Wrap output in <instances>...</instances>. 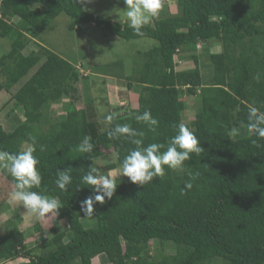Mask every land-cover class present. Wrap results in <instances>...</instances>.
I'll return each mask as SVG.
<instances>
[{
  "label": "trees",
  "instance_id": "16d2710c",
  "mask_svg": "<svg viewBox=\"0 0 264 264\" xmlns=\"http://www.w3.org/2000/svg\"><path fill=\"white\" fill-rule=\"evenodd\" d=\"M175 2L176 14L162 7L137 35L126 23L91 14L75 0H0V113L10 105L8 117L22 113L12 115V130L0 124V151L15 154L25 141L34 143L41 184L32 191L55 197L61 207L48 236L33 241L19 228L17 213L5 219L13 179L1 170L0 264H91L99 254L111 264H264V138L247 131V105L264 111V0ZM60 14L70 19L71 31L86 25L88 34L96 27L125 41L151 38L157 45L137 52L129 73L123 58L105 65L109 74L92 72L36 41ZM198 42L207 49L214 43L221 47L207 59V82ZM29 46L36 48L24 54ZM207 49L201 52L208 56ZM177 54H187L181 59L194 67L177 70ZM93 75L138 88L137 107L130 102L99 113L88 92L78 107L77 84ZM185 96L195 100V113L185 125L204 151L193 153L183 171L165 167L162 177L144 187L117 178L112 199L94 204L93 216L84 217L80 203L93 195L82 182L89 166L102 174L118 170L136 147L129 137L108 132L128 124L143 134L135 137L142 146L159 143L164 151L182 124ZM63 100H68L63 113L56 115L53 106ZM145 111L158 122L155 132L135 119ZM233 127L240 130L235 139L228 135ZM85 137L93 145L90 153L77 151ZM65 168L72 176L67 191L55 183L57 171ZM189 173L198 175L190 180ZM31 227L34 237L46 232L41 222Z\"/></svg>",
  "mask_w": 264,
  "mask_h": 264
},
{
  "label": "clouds",
  "instance_id": "9594fccd",
  "mask_svg": "<svg viewBox=\"0 0 264 264\" xmlns=\"http://www.w3.org/2000/svg\"><path fill=\"white\" fill-rule=\"evenodd\" d=\"M75 2L86 6L92 0H75ZM123 3L126 5L123 13L127 18L128 27L135 34L142 35L144 26L148 25L158 15L159 0H123ZM198 44L200 45L199 48L197 47ZM202 47V42H198L196 51ZM174 63L177 65L181 63L177 55L174 56ZM126 89L128 88L126 87ZM101 91L103 90L101 89ZM247 111V131L259 138H264V111H261L254 103L247 105ZM106 119L111 121L112 116L109 115ZM135 119L146 123L149 129L155 132V126L158 122L152 118L149 111L137 115ZM138 135L142 136L143 134H138L128 124L117 125L108 132L109 137H129L131 143L136 147L123 158L118 170L113 169L107 174H102L96 167L89 166L87 173L82 176V182L87 185L93 195L88 196L80 203V210L84 217L91 218L93 216L94 204L103 205L106 200L112 199L117 188V178L127 177L132 184L144 187V185L153 182L154 178L162 177L165 167L171 170L183 171L185 162L191 159L193 153L200 154L204 151L194 132L183 123L178 126L177 134L170 139L164 151H161V149H164L165 145L159 143H151L146 147L142 146V139L135 138ZM228 135L235 139L240 135V130L233 127ZM35 151L34 143H28L27 141L15 154L0 151V166H3L13 179V190L10 197L13 202L25 210L24 216L30 217L33 222H43L45 224L51 222L54 226L61 209L58 200L55 197L32 191L34 187L41 184V175L37 168L39 160L34 155ZM77 151L80 153L93 151L90 137L83 139L77 146ZM56 175V186L60 190L67 191V186L72 183L71 168L58 170ZM196 175L189 173L190 180H195ZM185 187L190 189L192 183L186 182ZM44 234L48 236L47 231ZM100 255L105 256L104 254L97 256ZM109 264L111 263L109 262Z\"/></svg>",
  "mask_w": 264,
  "mask_h": 264
},
{
  "label": "rangeland",
  "instance_id": "374dc122",
  "mask_svg": "<svg viewBox=\"0 0 264 264\" xmlns=\"http://www.w3.org/2000/svg\"><path fill=\"white\" fill-rule=\"evenodd\" d=\"M176 0H159L160 7L165 8L170 14H176ZM87 12L101 16L108 20H112L113 23L125 24L126 23V16L123 13V10L126 8V5L123 3V0H92L91 3L84 6ZM160 13V11H158ZM158 16V15H157ZM153 23V20L150 24ZM70 24V19L65 14H60L57 16L51 24L47 27V29L41 34L39 38H37V42L53 49L57 54L61 56H65V58H70L73 62H83L86 68H91L92 72H98L99 74H109V70H107L108 63L118 59L123 58L122 60L127 65L126 72L129 73L131 63L133 62L134 55L139 53H145L152 50L156 47L157 42L151 38H138L132 39L129 41H125L119 37L112 36L109 34H105L99 31L96 27H93L88 34V27L82 26L80 29L75 27V30H69L68 25ZM127 24V23H126ZM88 34V36H87ZM34 46H29L27 49L24 50V54H27L30 50L35 49ZM207 49V48H205ZM214 52L219 51V45L214 47L212 50ZM2 49H0V53ZM126 56V57H125ZM197 56L200 58L201 63L205 64L201 66V71L203 74L206 75L207 73V56L204 53L199 52ZM189 67L193 68V62L189 61ZM77 64L78 67L80 64ZM105 66V68H104ZM90 69V70H91ZM89 70V71H90ZM89 71L82 70L83 75H89ZM204 82H207L206 76H204ZM106 81V98H103L104 95L103 91V83L102 81ZM126 81H120L111 77H106L102 75H93L92 78H89L87 81L79 82L77 84L78 94H76V103L78 107L84 106L85 101V94H92L95 96L94 98V106L96 109H99L101 112L99 113H107L108 110L106 107V100L110 104V111L113 112L116 106L118 107H125L128 102L130 92L126 89ZM105 97V96H104ZM130 100L133 101L135 95L131 94ZM127 99V100H126ZM187 105L188 107H193L192 105L195 103L194 98H187ZM68 100H63L61 104H56L53 106V110L56 111V115H61L63 112L62 105L67 103ZM129 105V103H128ZM133 105V104H132ZM12 105L5 108L0 113V124L6 130H12V115L17 114L18 117H22V113L18 111H14L10 117H8L7 112L11 108ZM194 113H185L186 118L184 119V123H188V118L193 117ZM105 116L101 115L100 118L103 120ZM3 166H0V171L3 170ZM118 175V173H117ZM10 198L7 201V212L5 219L8 217H12L14 214L17 213L21 219V223L19 224V228L26 234L31 235L33 237V241L37 240L39 243L43 241L45 234L40 233L34 237L32 233V224L35 222L32 221L30 217L24 216V209L17 208L12 210L10 206ZM26 221H30L27 222ZM4 221L0 220V233L4 230ZM43 227H45V231L49 228V223L45 224L41 222ZM64 223V222H63ZM61 224V223H60ZM63 225V224H62ZM44 231V232H45ZM32 241V242H33ZM37 243L33 242L32 246ZM159 249L158 245H155L151 248V253L155 255V251ZM168 251L167 248H165ZM173 253V251H168ZM98 259L95 260V264H98Z\"/></svg>",
  "mask_w": 264,
  "mask_h": 264
},
{
  "label": "crops",
  "instance_id": "0c3cea01",
  "mask_svg": "<svg viewBox=\"0 0 264 264\" xmlns=\"http://www.w3.org/2000/svg\"><path fill=\"white\" fill-rule=\"evenodd\" d=\"M219 45V44H218ZM202 48L201 49H205V48H207L206 47V45H204L203 43H202ZM214 47H217V43H214V44H211V45H209L208 46V49H207V52H208V56H207V59H208V57L210 56V55H214V54H219L220 53V45H219V51L218 52H214L213 53V49H214ZM201 49L200 50H198V51H196L197 53H199V52H201ZM203 53V52H202ZM184 56H187V54H183V55H181V54H177V58L181 61V63L179 64V65H177V67H176V69L177 70H183V69H191L190 67H189V64H190V62H188L187 60H185V59H181V57H184ZM200 66H202V65H200ZM204 67V66H203ZM202 68V67H201ZM208 75V76H207ZM209 75L210 74H208V71H207V73H206V75H204V76H206L207 78L209 77ZM107 85V84H106ZM103 88H105L106 89V86L104 85L103 86ZM129 92H130V94H129V98H128V102H126L127 104L128 103H132L133 105L132 106H135V107H137V98H138V91H139V89L137 88L136 89V91H135V89H133V90H130V89H127ZM106 91H107V89H106ZM131 94H133V95H135V98H134V100L133 101H131L130 100V96H131ZM187 98H194V97H191V96H185L184 98H183V101H184V103H185V110L183 111V114H182V123L183 124H187V123H184V119L186 118V116H185V113H195V109L193 108V107H188V105H187ZM107 104L108 105H106V107H107V109H109L110 108V104L108 103V101H107ZM125 105V107H128V105ZM193 106V105H192ZM190 118H192V117H190ZM190 118H188V122H189V120H190ZM11 199V198H10ZM10 206H11V208H12V210L13 211H15L14 209H17V208H19V205L18 204H16L15 202H13V201H10ZM96 259H98L99 261H98V264H109V262L107 261V259H106V257L105 256H103V255H100V256H97V257H95V258H93L92 260H91V264H95V260Z\"/></svg>",
  "mask_w": 264,
  "mask_h": 264
},
{
  "label": "built area",
  "instance_id": "2783aa9c",
  "mask_svg": "<svg viewBox=\"0 0 264 264\" xmlns=\"http://www.w3.org/2000/svg\"><path fill=\"white\" fill-rule=\"evenodd\" d=\"M197 47L199 48V47H200V45L198 44V45H197Z\"/></svg>",
  "mask_w": 264,
  "mask_h": 264
}]
</instances>
